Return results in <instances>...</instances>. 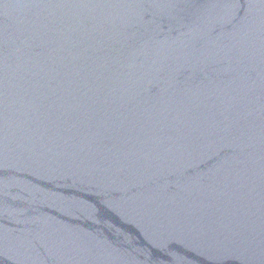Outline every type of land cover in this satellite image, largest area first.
Instances as JSON below:
<instances>
[{
	"label": "water",
	"instance_id": "water-1",
	"mask_svg": "<svg viewBox=\"0 0 264 264\" xmlns=\"http://www.w3.org/2000/svg\"><path fill=\"white\" fill-rule=\"evenodd\" d=\"M0 264H264V0H0Z\"/></svg>",
	"mask_w": 264,
	"mask_h": 264
}]
</instances>
